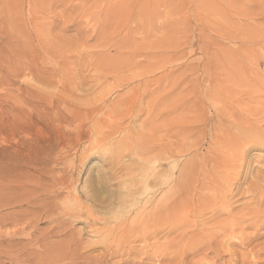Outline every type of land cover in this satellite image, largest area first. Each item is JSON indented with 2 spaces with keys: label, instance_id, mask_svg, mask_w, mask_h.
Returning a JSON list of instances; mask_svg holds the SVG:
<instances>
[{
  "label": "rangeland",
  "instance_id": "obj_1",
  "mask_svg": "<svg viewBox=\"0 0 264 264\" xmlns=\"http://www.w3.org/2000/svg\"><path fill=\"white\" fill-rule=\"evenodd\" d=\"M125 3L126 5H124ZM263 9L264 0H0V264H106L107 262V264H129L125 262L131 261L130 258L133 256L131 253L134 251L129 252V254L126 251L111 259L108 257V261H98L101 256L107 255L108 249L114 246V243L110 242V245L112 244L113 246L111 245L112 247L107 249L105 248L106 244L102 242V239L103 241L104 239L112 241V234L108 231H103L102 234L97 233L95 235V232L91 234L90 227L88 228L86 221H84V215L79 218L78 215L73 216L72 214H70L71 216H66L62 208L70 206L74 201L73 198H78L85 202L84 205L91 206L90 208L94 213L97 211L95 215H97L99 223H104L106 217L108 220L113 219L111 221L121 220V218L129 217L128 215L131 217L133 215L130 213L138 205L133 198H127L129 196L128 192L135 189H129L131 184H129L130 181L128 179L139 178L141 172L147 171V177L144 180L154 187V193H152L150 199L148 196L141 198L140 203L147 204L145 207H149L153 201H159L161 194L167 189L166 184L158 183L160 181L158 176L161 175V172L171 178H176V176L178 178L180 171L188 172L190 165L191 168L197 166L195 164L201 165L203 160H207L209 157L208 154L213 156L209 157L213 159L217 152L224 150L225 146L221 142L222 140H218L220 141L219 143L215 140L214 137L216 136L211 131V128L215 120L219 119L220 110L221 112L223 110V113L227 110L229 112V109H234L236 104H243L244 102L242 101L245 99L241 98V103L231 100L226 101L225 94L230 91L231 93L235 91L240 93L247 87L245 85L252 86L254 84L255 86L256 82L259 84L261 80L262 86H264V38L261 36H258L259 38L254 37L255 40L253 41V37L248 39L245 36L249 33L248 30H250V33L258 32V34L264 32ZM124 10L130 11L124 12ZM125 14H127V17ZM252 30L256 31L253 32ZM240 32L245 34L242 36ZM228 33H231L232 36ZM234 36L237 40L234 39ZM241 37L245 38V40ZM162 40L164 42L163 45L167 44L168 47L162 46ZM256 40L258 41L257 43ZM249 44H251V47L248 46ZM256 45L257 49L262 46L257 50ZM160 46L163 48H160ZM245 46L246 48H244ZM247 46L250 50H253L255 56L251 52L252 50L247 49ZM145 48L152 51L148 50L149 53ZM247 50L252 53H248V56L250 58V55H252L253 57L251 58H254L253 61L255 63L253 66L250 65V67L255 68L258 72L255 69L251 72L252 69L248 66L246 70L248 57L244 55H247ZM243 52L246 53L244 54ZM146 56L147 58H145ZM241 56H244V59H241ZM245 57L247 58L245 59ZM149 60L150 64H146ZM155 61L156 64L158 63L157 65H153ZM236 61L239 66H237L238 64L236 65ZM219 62L221 63L219 64L220 66L218 65ZM240 63H244V66L240 65ZM139 64H144L143 67L145 68ZM226 66L232 67L230 68L231 70ZM241 66L245 67V70ZM221 67H224V69ZM237 67L242 71L241 74L239 73L242 77L238 74L239 70ZM214 68H217L218 71L217 69L214 70ZM146 69L147 71H145ZM138 71L139 73H144L142 77L138 76L140 78L136 76L139 74ZM230 71L232 74L236 73L232 75ZM260 71L263 73L262 76L259 73ZM244 72L248 76L247 78L245 76L246 79L243 77ZM148 73L149 75H147ZM257 73L260 74V77L259 74L257 77ZM224 74H226V77L223 76ZM131 75L135 76V78ZM231 76L235 77L232 78ZM237 76L241 78L239 81H237ZM252 76L256 80H253L252 78L254 77ZM224 77L228 81L230 80L229 83ZM241 80L246 81H243L245 87ZM251 80L254 83H251ZM233 81L235 83L241 81V85L236 83L238 84L235 85L236 90L232 88L233 84H235ZM225 85L230 91L225 90L228 89ZM222 86L225 88L224 90L221 88ZM240 86H242V91H240ZM212 87H215L214 90H212ZM165 88L166 90H164ZM156 91L162 95L156 93ZM257 91V94L259 92L263 94L259 100L264 101V92L260 88ZM156 94L159 96H156ZM166 96L167 99H165ZM179 96L181 97V102L179 101ZM211 96H214L213 98L215 99ZM214 100L216 101L213 102ZM168 101L171 103L172 108L166 105L169 104ZM244 101L246 102V100ZM190 102L193 104L191 103V105ZM226 103L229 106L231 105L230 108ZM163 104L165 108L162 107ZM217 104L219 106L222 105L220 109ZM182 105L184 106L182 107ZM224 105L225 109L227 108L226 110L223 107ZM194 108H196L197 113L193 111ZM108 111L112 114L107 113ZM186 112L189 115H186ZM125 113H127L125 122H129L132 134L126 136L122 132L119 143L104 145L105 147L101 146L98 150L97 148L91 149L90 146L93 145V141L90 138L91 136L92 138L94 137L92 130L102 128L101 130L110 131L115 125V120H118ZM201 113L202 115H200ZM238 114L236 118L241 120L244 113L240 112ZM110 115H112L111 118H109ZM168 115L171 116L169 117ZM173 115H177L176 117L179 121ZM200 116H202V120ZM158 118L167 120L164 122V120L162 121ZM174 118L175 121L177 119L176 124H174ZM169 119H172V125L169 123ZM187 119L191 121L188 122L190 126L186 121ZM153 121H156V123H153L156 127L151 124ZM161 121L163 125H161ZM177 122H180L178 123L179 126ZM156 124H159V128H157ZM149 125L150 127H148ZM165 126H168L169 130ZM185 127H188L189 132L192 129L196 130H193V134L191 131L193 136L190 133H186L188 130L182 132L186 136L180 134L179 140L181 141L178 142V145L175 143L177 142L174 140L175 136H172L173 132L176 133L178 130L180 132ZM223 127L226 128L224 125ZM171 131L173 132L171 133ZM161 133L163 134L161 135ZM187 134H190L188 135L189 137ZM147 141L155 143V150L152 152H149L145 147L149 146ZM189 145H191L192 149H188ZM167 147L171 149L167 153L168 157L166 160L162 161L160 159V161H157L158 154H154L158 152L163 154L164 149ZM184 148L188 150H182ZM210 150L214 151V153L217 152L213 155ZM142 151L145 152V154L144 152L142 153L143 159L141 161L137 159L139 161L138 164L133 161L131 163V167L134 170L133 173L131 171L127 172L124 165H122L123 167L120 165L121 163L117 165V161L120 160H124L126 163L131 162V158L138 157V155L134 156L135 153L141 154ZM263 151L264 149L262 148H256L250 152L254 160L251 162V167L248 168L250 171L247 170L248 174L244 173L246 170L237 168V170L243 171L245 179L243 178L244 176L239 178L235 184V190L237 187H240V190L242 187H244L243 189L247 188L250 181H253L255 174H264ZM179 153L180 155H178ZM111 162H114V165H111ZM181 165H187L188 171ZM135 168L139 171L135 170ZM257 170L258 172H256ZM115 171L118 173L116 174ZM129 173L131 175L136 174L130 176ZM61 174L64 177V184L56 185L53 192H48L47 195L43 189L50 183L48 177H54L53 175L57 177ZM108 175L113 176L107 186L102 188L100 181L105 176L107 178ZM151 179L153 183H151ZM112 180L113 183L111 184ZM198 185L196 184V187ZM122 186L125 187L123 188ZM95 189L99 191L97 199L93 195V190ZM90 191H92V195ZM204 191L201 193H205ZM121 193L122 195H120ZM154 194L157 195L155 196ZM237 196L242 198L238 199ZM237 196L235 197L236 199H232L236 201H233L232 205L234 207L238 206V209H235L233 214L239 213L241 210L239 206L251 204L256 199L246 194ZM37 197L41 198L36 200ZM69 199L73 201L71 202ZM51 204L55 206H51ZM44 209L47 210L45 211ZM114 209L116 210L114 211ZM227 209L215 221L226 219L229 212ZM249 211L248 209L245 210V212ZM260 211L256 213L260 217H258L259 215H256V217L252 213L246 215L247 221L243 231L235 229L232 234L241 236L252 233L253 229L247 224L258 218L264 220V213ZM33 213L35 214L33 215ZM111 214L116 215L115 220L114 217H111L113 216ZM210 214L209 212L207 216ZM169 215L172 217L171 214ZM254 216L256 218H253ZM100 217L102 218L100 219ZM95 225L93 226H99L98 224ZM163 233L166 232L158 235L161 240L156 237L158 240L157 243H154L156 246L152 245V243L150 244L154 239L150 240L149 246L151 245L152 247H148L151 250L148 247L146 251L144 250L145 248L143 250L140 249V252L135 250V254H141L140 256L136 255V259H132L134 261L143 260L144 264H149L148 256L152 255L153 257L159 254L163 249L160 244L168 238V234L162 235ZM253 233H255L256 237L249 243L241 247L234 246L235 250H232L236 254L242 253L240 258H246L247 263L249 262L248 264H264V227ZM108 235H110L111 240ZM119 237L120 235L118 234L114 239ZM73 244L75 245L73 246ZM71 251H74L72 252L73 254ZM77 252L81 253L77 254ZM99 253L101 255H98ZM68 255L69 257L66 258ZM71 255L76 256L71 258ZM95 255L97 256L94 257ZM84 257H86V260ZM142 257L145 258L143 259ZM237 257L239 258V256ZM196 258L192 260H196ZM226 258H228L227 255L225 256ZM156 259L151 260V263H161Z\"/></svg>",
  "mask_w": 264,
  "mask_h": 264
},
{
  "label": "bare ground",
  "instance_id": "obj_2",
  "mask_svg": "<svg viewBox=\"0 0 264 264\" xmlns=\"http://www.w3.org/2000/svg\"><path fill=\"white\" fill-rule=\"evenodd\" d=\"M130 1V0H129ZM132 1V0H131ZM135 1V0H134ZM137 1V0H136ZM9 3V2H8ZM111 3V2H110ZM144 4V3H143ZM124 5H126V3L124 4ZM128 5V4H127ZM106 8V7H105ZM122 9V8H121ZM264 10V9H263ZM127 11H130V10H127ZM127 11H125L124 10V12H127ZM139 11V10H138ZM120 12V11H119ZM123 12V13H124ZM137 12V11H136ZM116 13V12H115ZM118 13V12H117ZM122 13V12H121ZM210 13V12H209ZM123 15V14H122ZM127 14H125V16H126ZM256 15V14H255ZM108 16V15H107ZM119 16V15H118ZM145 16V15H144ZM127 17V16H126ZM214 18V17H213ZM223 18H224V16H223ZM104 20V19H103ZM124 20V19H123ZM126 20V19H125ZM123 22V21H122ZM107 24V23H106ZM7 25V24H6ZM120 25V24H119ZM108 26V25H107ZM175 26V25H174ZM119 30V29H118ZM149 30V29H148ZM249 31V33L247 34V35H245V36H247L248 37V39H249V37H253L252 39H253V41L255 40L254 39V37H263L264 38V32H262V33H260V34H262V35H260V34H258V32L257 33H250V30H248ZM253 31V30H252ZM254 31H256V30H254ZM253 31V32H254ZM148 32V31H147ZM225 32H227V31H225ZM246 32V31H245ZM260 32H261V30H260ZM238 33V32H237ZM241 33V32H240ZM228 34H230L231 36H232V34H233V32H232V34L231 33H228ZM242 34V36L245 34L244 32L243 33H241ZM150 35V34H149ZM234 35V34H233ZM225 36H227V35H225ZM229 36V35H228ZM230 36V37H231ZM236 36V35H235ZM234 36V39H236L237 40V36L235 37ZM241 36V35H240ZM244 36V37H245ZM145 37V36H144ZM258 37V38H259ZM242 39H243V37H241ZM250 38V39H251ZM240 39V38H239ZM241 39V40H242ZM243 40H245V38L243 39ZM259 40H261V39H259ZM246 41H247V39H246ZM245 41V42H246ZM249 41V40H248ZM263 41V40H262ZM131 42V41H130ZM138 42V41H137ZM158 42V41H157ZM258 41L256 40V43H257ZM124 43V42H123ZM133 43V42H132ZM248 43V42H247ZM261 43V42H260ZM158 44V43H157ZM164 44V42H163V40H162V46H167V44L166 45H163ZM245 44V43H244ZM98 45V44H97ZM112 45V44H111ZM141 45V44H140ZM251 44H249L248 46H250ZM252 45H253V42H252ZM258 45V44H257ZM257 45H256V49H257ZM99 46V45H98ZM157 46V45H156ZM155 46V47H156ZM162 46H160V48H163ZM247 46V47H248ZM254 47H255V45H253ZM260 46V45H259ZM262 46V45H261ZM261 46H260V48H261ZM130 47V46H129ZM139 47V46H138ZM158 47H159V44H158ZM168 47V46H167ZM166 47V48H167ZM251 47V46H250ZM102 48V47H101ZM114 48V47H113ZM144 48V47H143ZM150 48V47H149ZM244 48H246V46L244 47ZM260 48H258V49H260ZM146 49V48H145ZM248 50H250L249 49V47L247 48ZM257 49V50H258ZM147 50V49H146ZM148 50H151V49H148ZM147 50V52H149ZM247 50V51H248ZM252 50V49H251ZM250 50V51H251ZM152 51V50H151ZM224 51V50H223ZM236 51H238V50H236ZM244 51V50H243ZM250 51H248L247 52V55L245 54L246 52H243L242 54L244 55V56H247V57H245V59L247 58V61L248 62H246V70H247V66L248 67H250V65H252L253 66V64H255L254 63V58L252 59L251 57H253L252 55H250L251 57V59L249 58V56H248V53L250 54L251 52L253 53V50L250 52ZM254 51H255V49H254ZM134 52V51H133ZM136 52V51H135ZM155 52V51H154ZM153 52V53H154ZM159 52V51H158ZM261 52V51H260ZM121 53V52H120ZM125 53V52H124ZM146 53V52H145ZM144 53V54H145ZM150 53V52H149ZM251 53V54H252ZM119 54V53H118ZM132 54V53H131ZM134 54V53H133ZM157 54V53H156ZM158 54H160V53H158ZM255 54H256V52H255ZM146 55V54H145ZM149 55V54H148ZM147 55V56H148ZM230 55H231V52H230ZM234 55V54H233ZM253 55H254V53H253ZM142 56V55H141ZM147 56L145 57V58H147ZM152 56H154V55H152ZM159 56V55H158ZM224 56V55H223ZM244 56L241 58V59H244ZM255 56V55H254ZM258 56V55H257ZM144 57V56H143ZM226 57V56H225ZM229 58H231V57H229ZM233 58V57H232ZM256 58V57H255ZM258 58V57H257ZM149 59V58H148ZM148 59H146V60H148ZM152 59H153V57H152ZM156 59V58H155ZM248 59H250V60H248ZM233 60V59H232ZM253 61V63H252V61ZM107 61V60H106ZM152 61H154V60H152ZM152 61H151V63H152ZM231 61V60H230ZM234 61V60H233ZM257 61V60H256ZM255 61V62H256ZM103 62V61H102ZM150 62V60L149 61H147V63L146 64H148ZM225 62V61H224ZM237 62V61H236ZM235 62V63H236ZM245 62V61H244ZM259 62H260V60H259ZM258 62V63H259ZM264 62V61H263ZM141 63V62H140ZM226 63H227V61H226ZM225 63V64H226ZM234 63V62H233ZM257 63V64H258ZM137 64V63H136ZM145 64V63H144ZM144 64L143 65H141V64H139L141 67H143L144 66ZM145 64V65H146ZM150 64V63H149ZM157 65L156 64V61H155V63H153V65ZM219 64H221L220 62L218 63V65ZM238 64V62L236 63V65ZM244 64V63H243ZM243 64H241L240 63V65H243ZM264 64V63H263ZM226 65H228V64H226ZM105 66V65H104ZM117 66V65H116ZM148 66V65H147ZM162 66V65H161ZM220 66V65H219ZM223 66V65H222ZM237 66H239V64L237 65ZM244 66V65H243ZM138 67V66H137ZM163 67V66H162ZM226 67H228V66H226ZM242 67V66H241ZM254 67H255V65H254ZM257 67V66H256ZM259 67V66H258ZM116 68V67H115ZM140 68V67H139ZM143 68H145V67H143ZM142 68V69H143ZM147 68V67H146ZM149 68V67H148ZM153 68H154V66H153ZM222 68V67H221ZM229 68V70H231L230 68H232V67H228ZM238 68V67H237ZM242 68H244V70H245V67H242ZM251 68V67H250ZM112 69V68H111ZM138 69V68H137ZM158 69H159V67H158ZM215 69H217V68H214V70ZM222 69H224V67L222 68ZM252 70H251V72L255 69H253V67L251 68ZM149 71H151L150 69H148ZM153 70V69H152ZM220 70V69H219ZM226 70V69H225ZM238 70L240 71V68H238ZM242 70V69H241ZM256 70V69H255ZM135 71V70H134ZM145 71H147V69L145 70ZM148 71V72H149ZM156 71V70H155ZM217 71H218V69H217ZM221 71V70H220ZM228 71V70H227ZM233 71V70H232ZM236 72H237V70H235ZM238 71V74L240 73H242V71H240L239 72ZM257 71V70H256ZM143 72H144V70H143ZM151 72H154V71H151ZM231 72V71H230ZM229 72V73H230ZM236 72H234V73H236ZM246 72V71H245ZM245 72H244V78H245ZM258 72V71H257ZM262 71H260L259 73H261ZM111 73H112V71H111ZM138 73H139V71H138ZM144 73H146V72H144ZM144 73H139V74H137L136 76H137V78H140V77H138V76H141L142 77V75H144ZM218 73H221V72H218ZM224 73V72H223ZM233 73V74H234ZM256 73V72H255ZM259 73H257V77H258V74ZM101 74V73H100ZM150 74H153V73H150ZM231 74H232V72H231ZM232 74V75H233ZM237 74V75H238ZM239 74V75H240ZM262 74L263 73H261V76H262ZM146 75V74H145ZM147 75H149V73L147 74ZM146 75V76H147ZM226 74H224L223 76H225ZM236 75V74H235ZM243 75V74H242ZM248 75V74H247ZM131 76H133V75H131ZM160 76V75H159ZM218 76H220V75H218ZM228 76H229V74H228ZM255 76V75H254ZM254 76H252V77H254ZM103 77V76H102ZM130 77V76H129ZM134 78H135V76H133ZM222 77V76H221ZM226 77V76H225ZM225 77H224V79H225ZM232 77V76H231ZM233 77H235V76H233ZM232 77V78H233ZM240 77H242L241 75H240ZM240 77H238L237 76V81H239V79H241ZM248 76H246V78H247ZM251 77V78H252ZM256 77V76H255ZM255 77L254 78H252L253 80H256L255 79ZM259 77H260V74H259ZM49 78V77H48ZM155 78V77H154ZM153 78V79H154ZM243 78V79H244ZM245 78V79H246ZM250 78V79H251ZM262 78V77H261ZM47 79V78H46ZM229 79H231L230 77H229ZM235 79V78H234ZM101 80V79H100ZM106 80V79H105ZM226 81H228L227 79H225ZM236 80V79H235ZM248 80H249V78H248ZM118 81V80H117ZM134 81V80H133ZM225 81V82H226ZM230 81V80H229ZM229 81H228V83H229ZM242 81V84H243V81L244 80H241ZM240 81V82H241ZM250 81V80H249ZM257 81H259V80H257ZM262 81V80H261ZM259 82V84H258V82H256L257 84H255V86H254V84L252 85V86H248V85H245V84H243V86L245 85V86H247V87H245V89H244V91H242L241 90V88H242V86H240V91H242V92H240V93H238V91H235V92H232L231 93V91L229 90V88L228 87H226V83H224V84H226L225 85V87L226 88H228V89H225V88H223V86L221 87V88H223V90L225 89V90H228V91H230L229 93H227V94H225V98H226V101L227 100H231V101H237V103L239 102V103H241V98L243 99V98H245V99H243V101L242 102H244L243 104H236V107L234 108V109H232L231 108V110L229 109L230 108V106H229V104L228 103H226V105L229 107L228 109H229V112H228V110L225 112V113H223V110H222V112H221V110H220V117H219V119L218 120H215V123H214V125L212 126V128H211V131L212 132H214L215 133V136L216 137H214L215 138V140L219 143L221 140V142H223V145L225 146V149L224 150H221V151H219V152H217V155L213 158V159H210L209 157L211 156V155H209L208 154V158L207 157H205V158H207V160L205 159V160H203V162L201 163V165H199V164H195V165H197L198 166V169H197V166H193L192 168L189 166L188 167V169H190L189 171H188V169H187V165H181L183 168H186L187 169V171L188 172H185V171H180L179 172V174H178V178H177V176H176V178L175 177H173V178H171L169 175H164V172L162 173L161 172V175H159L158 177H159V180L160 181H158V183L159 184H166V186H167V189H165L164 190V192L161 194V198H160V200L159 201H153L150 205H149V207H145L146 205L145 204H143V203H140V201H141V198H145V197H147L148 196V198L150 199V196L152 195V193H154V187L153 186H150L149 184H148V182L147 181H145L144 179L147 177V171H145V172H141V174H140V176H139V178H135V177H133V178H130V179H128L129 181H130V183L129 184H131V186L129 187V189L131 188H135V189H133V190H130L129 191V189L127 188L128 187V185H127V189H128V195L129 196H127V198L128 199H131V198H133V200H135L136 202H137V207L135 208V209H133V211L130 213V214H132L133 216H131L130 217V215H128L129 217H126V218H121V220H118V221H111V220H113V219H110V220H108L107 219V217L105 218V222L103 223H99V219H98V217H97V215H95V213L97 212H95L94 213V211L93 210H91V206L89 207V206H86V205H84V201H81V200H79L78 198H73V202L71 203V205L70 206H66V207H64V208H62L63 209V212H65L66 213V216L68 215H70V214H72L73 216L75 215V216H77L78 215V218L79 217H83V215L85 216V220L84 221H86L85 223H87V227L89 228V229H91L90 231H91V234H92V232L94 233L95 232V235L97 234V233H99V234H102L103 233V231H108L110 234H112V241H107V240H105L104 239V241H103V239H102V242H104L106 245V247L105 248H107L108 249V247H112L113 245V249L112 248H110V249H108V253H106L105 251V253L107 254V255H103V256H101L99 259H98V261L100 260V262L102 261V260H107V258L108 257H110V259L112 258V257H115V256H117V255H121V254H123L124 252H128V254H129V252H132V251H134V252H132L131 254L133 255L131 258H130V260L131 261H127V262H125V263H129V264H144L142 261L143 260H139V261H134L133 259H136L135 258V256L137 255V256H140V254L141 253H139V255L138 254H135L136 253V251L135 250H139V251H137V252H140V249H142L143 250V248H145L144 250L146 251V248L149 246V241L150 240H153L152 242H150V244L152 243V245L154 244V243H157V238H158V235H161L160 233H162V232H166L167 234H168V238H167V236L165 235V237L167 238L164 242H162V244H160V246H162L163 247V249H162V247H161V251H160V253L159 254H157V255H155V256H153L152 257V255L151 256H148V260L150 261V263L149 264H154V262L153 263H151L152 261L151 260H154V258H157L156 260L157 261H159V262H161V263H159V264H216V263H218V264H222V263H225V264H246L247 263V261H246V258H240V256L242 257V253H238V254H236V252H234V246H243L244 244H247V243H249L254 237H256L255 236V233H253L254 231H256L257 232V230H259L261 227H264V220H260V218H258L257 220L256 219H254L253 220V222H250V223H248L247 224V226H249V227H251L253 230V232L252 233H250V234H244V235H241V236H238V235H234V234H232V232L235 230V229H240L241 231H243V229L245 228V224H246V221H247V218H246V215H249V214H255V216L256 215H259V214H256V213H259V211H260V209H261V211L264 213V174H260V175H258V173H257V175L255 174L256 172H258V170L255 172V173H253V174H255L254 175V178H253V181H250V184L248 185V187L247 188H245V189H243L244 187H242V189L240 190L239 188L240 187H237V189L235 190V184L238 182V180H239V178L241 177V176H244V174H243V171H240V170H237V168H242V169H244V170H246V172H244V173H247L248 171H250L248 168H250L251 167V162L254 160V157L252 156V154H250V152H252L254 149H256V148H262V149H264V101H260L259 99H260V97L263 95V94H261V92H259V94H257L258 93V89L260 88V90H262L263 92H264V86H262L263 84H262V82ZM234 83H235V81H233ZM240 82H236V83H240ZM244 82H246V81H244ZM230 83H232V82H230ZM233 84L234 86L232 87V86H230V87H232L233 88V90H234V88H235V85H238V84ZM248 83V82H247ZM251 83H254V81L252 82V80H251ZM223 84V85H224ZM231 85V84H230ZM239 85H241V83L239 84ZM213 86V85H212ZM135 87H137V86H135ZM220 87V86H219ZM218 87V88H219ZM213 88V87H212ZM215 88V87H214ZM214 88L212 89V90H214ZM217 88V89H218ZM232 88H231V90H232ZM237 88H239V87H237ZM73 89V88H72ZM168 89H170V88H168ZM167 89V90H168ZM256 89V90H255ZM162 90V89H161ZM164 90H166V88L164 89ZM235 90H236V88H235ZM132 91H133V89H132ZM143 91V90H142ZM150 91V90H149ZM218 92H219V90H217ZM222 91V90H221ZM220 91V92H221ZM129 92V91H128ZM166 92V91H165ZM182 92V91H181ZM180 92V93H181ZM222 92H224V91H222ZM262 92V93H263ZM140 93H141V91H140ZM156 93H160V92H157L156 91ZM163 93V92H162ZM214 93V92H213ZM179 94V93H178ZM223 94V93H222ZM158 94H156V96H157ZM160 95H162L161 93H160ZM165 95V94H164ZM163 95V96H164ZM168 95V94H167ZM174 95H175V93H174ZM177 95V94H176ZM100 96H102V95H100ZM159 96V95H158ZM215 96V95H214ZM213 96V97H214ZM222 96H224V95H222ZM103 97V96H102ZM150 97V96H149ZM165 97V96H164ZM163 97V98H164ZM180 97V96H179ZM189 97V96H188ZM210 97V96H209ZM212 97V96H211ZM212 97V98H213ZM218 97V96H217ZM176 98V97H175ZM215 98H216V96H215ZM215 98H213V99H215ZM223 98V97H222ZM81 99V98H80ZM165 99H167V96H166V98ZM169 99V98H168ZM176 99H178V98H176ZM182 99H183V97H182ZM219 99V98H218ZM261 99H263V98H261ZM92 100H94V99H92ZM91 100V101H92ZM99 100V99H98ZM181 100V97H180V99H179V101ZM190 100V99H189ZM216 100H217V98H216ZM216 100H214L213 102H215ZM244 100H246V102L244 101ZM85 101V100H84ZM83 101V102H84ZM90 101V102H91ZM100 101V100H99ZM102 101V100H101ZM156 101V100H155ZM212 101V100H211ZM256 101V102H255ZM79 102V101H78ZM169 102V101H168ZM173 102V101H172ZM174 102H176V101H174ZM181 102V101H180ZM213 102H211V103H213ZM256 104H255V103ZM97 103V102H96ZM159 103V102H158ZM165 103V102H164ZM179 103V102H178ZM192 102H190V104H191ZM219 103V102H218ZM224 103V102H223ZM255 105H254V104ZM98 104V103H97ZM114 104V103H113ZM146 104H147V102H146ZM153 104H154V102H153ZM152 104V105H153ZM166 104V103H165ZM171 103L169 102V104H166V105H169L170 107L172 106V105H170ZM174 104V103H173ZM176 104V103H175ZM193 104V103H192ZM191 104V105H192ZM222 104V103H221ZM225 104V103H224ZM258 104V105H257ZM115 105V104H114ZM151 105V104H150ZM216 105V104H215ZM218 105V104H217ZM223 105V104H222ZM221 105V106H222ZM90 106V105H89ZM104 106V105H103ZM154 106H155V104H154ZM168 106V107H169ZM184 105H182V107H183ZM187 106V105H186ZM221 106H217L219 109L221 108ZM233 106V105H232ZM235 106V105H234ZM162 107H164L165 108V106H164V104H163V106ZM167 107V108H168ZM188 107V106H187ZM224 107V109H225V105L223 106ZM222 107V108H223ZM85 108V107H84ZM149 108V107H148ZM150 108H151V106H150ZM164 108H162V109H164ZM166 108V109H167ZM172 108V107H171ZM173 108H175L174 106H173ZM203 108V107H202ZM158 109V108H157ZM170 109V108H169ZM168 109V110H169ZM188 109V108H187ZM186 109V110H187ZM190 109H191V106H190ZM189 109V110H190ZM193 109V108H192ZM196 108H194V112H196V110H195ZM227 109V108H226ZM225 109V110H226ZM97 110H99L98 108H97ZM109 110H111L110 108H109ZM135 110V109H134ZM150 110V109H149ZM171 110V109H170ZM174 110V109H173ZM179 110V109H178ZM183 111H184V109H182ZM113 111H114V109H113ZM126 111V110H125ZM148 111V110H147ZM167 111V110H166ZM172 111V110H171ZM170 111V112H171ZM175 111V110H174ZM192 111V110H191ZM190 111V112H191ZM242 112V113H244V116H243V118L241 119V120H237V118H236V116H238L239 114L238 113H240V112ZM103 112H105V111H103ZM188 112V111H187ZM186 112V113H187ZM94 113V112H93ZM107 113H109V111L107 112ZM120 113V112H119ZM135 113V112H134ZM153 113V112H152ZM159 113V112H158ZM167 113V112H166ZM179 113H180V110H179ZM197 113V112H196ZM199 113V112H198ZM202 113H203V111H202ZM202 113L200 114V115H202ZM109 114H112L111 112L109 113ZM116 114V113H115ZM115 114H114V116H115ZM121 114V113H120ZM155 114H157V113H155ZM160 114V113H159ZM172 114V113H171ZM176 114H177V112H176ZM185 114V113H184ZM183 114V115H184ZM228 114V115H227ZM98 115L100 116V114L98 113ZM103 115H104V113H103ZM182 115V114H181ZM186 115H189V113H187ZM185 115V116H186ZM192 115V114H191ZM235 115V116H234ZM97 116V115H96ZM102 116V115H101ZM109 116V115H108ZM111 116L112 115H110V117L109 118H111ZM116 116H118V115H116ZM152 116V115H151ZM169 117L171 116V115H168ZM177 115H173V117H176ZM178 116H180L179 114H178ZM184 116V117H185ZM193 116H195V115H193ZM204 116V115H203ZM125 117H127V113H125V115L124 114H122L119 118H118V120H115L116 122H115V125L113 126V128L110 130V131H104V130H101V129H93L92 130V135L94 136L93 138H92V136H91V134H90V136H91V138L90 139H92V141H93V145L92 146H90L91 147V149H96L97 148V150H98V148H100L101 146H104V145H110V144H112V143H115V142H117V143H119L120 141H121V133L123 132L126 136H128V135H130V134H132V129H131V127H130V124H129V122H125ZM154 117H155V115H154ZM153 117V118H154ZM160 117H161V115H160ZM163 117V116H162ZM164 117H165V115H164ZM190 117V116H189ZM189 117H187V118H189ZM202 116H200V119L202 120V118H201ZM213 117V116H212ZM228 117V118H227ZM108 118V117H107ZM113 118V117H112ZM116 118V117H115ZM149 118V117H148ZM168 118V117H167ZM177 118V117H176ZM183 118V117H182ZM240 118V117H239ZM100 119H101V117H100ZM150 119V118H149ZM152 119V118H151ZM159 120H162V118L160 119V118H158ZM178 119V118H177ZM177 119H176V121H177ZM196 119H197V116H196ZM99 120V119H98ZM126 120H127V118H126ZM158 120V121H159ZM164 120V119H163ZM162 120V121H163ZM167 119H165L164 120V122L166 121ZM172 119H169L168 121H169V123L172 125V121H171ZM180 120H181V117H180ZM183 120H185L184 118H183ZM147 121V120H146ZM151 121V120H150ZM160 122L161 123V125H163V122ZM176 121H175V118H174V124H176ZM178 121H179V119H178ZM187 121V123L188 122H191V121H188V119L186 120ZM186 121H185V123H186ZM193 121V120H192ZM112 122V121H111ZM114 122V121H113ZM148 123H149V121H147ZM156 123V121H153V122H151V124L152 125H154L153 123ZM196 122V121H195ZM145 123V122H144ZM158 123V122H157ZM167 123V122H166ZM178 123H180V122H177V125H178ZM185 123L183 122V124L185 125ZM96 124V123H95ZM147 124V123H146ZM181 124H182V121H181ZM191 124V123H190ZM157 125V124H156ZM167 125V124H166ZM184 125H183V127H184ZM187 125V124H186ZM188 125H189V123H188ZM222 125V126H221ZM223 125L224 126H226V128H224L223 127ZM155 126V125H154ZM153 126V127H154ZM159 126V124L157 125V128H159L158 127ZM179 126V125H178ZM177 126V127H178ZM190 126V125H189ZM188 126V127H189ZM199 126V125H198ZM148 127H150V125L148 126ZM156 127V126H155ZM154 127V128H155ZM168 127V126H167ZM166 126H165V128H167ZM172 127V126H171ZM187 127V128H188ZM97 128H99V127H97ZM145 128V127H144ZM164 128V129H165ZM186 127H185V129H182L180 132H179V130H178V132H176V133H174L173 131H171V133L173 132V135L172 136H175L173 139L174 140H176L177 142H175V143H177L178 144V142L179 141H181V140H179V137H181L180 136V134H182V132H184V131H187L188 130V132H186V133H190L191 134V131H192V134H193V130L195 131L196 129H190L191 131L189 132V129H187ZM190 128V127H189ZM192 128V127H191ZM194 128V127H193ZM168 129V128H167ZM149 130H150V128H149ZM160 130V129H159ZM158 130V131H159ZM169 130V129H168ZM168 130H167V132H168ZM151 131H153V130H151ZM166 131V130H165ZM164 133V132H163ZM163 133H161V135L163 134ZM137 134V133H136ZM152 134V133H151ZM166 134V133H165ZM170 134V133H169ZM190 134H187V136L188 135H190ZM191 134V135H192ZM167 135V134H166ZM170 135V136H171ZM183 135V134H182ZM195 135H197V134H195ZM210 135H212V134H210ZM124 136V135H123ZM183 136H186V134H184ZM193 136V135H192ZM144 137H146V136H144ZM151 137V136H150ZM150 137H149V139H150ZM154 137H156V136H154ZM166 137H168V136H166ZM178 137V138H177ZM189 137V136H188ZM153 138V137H152ZM159 138H165V137H159ZM170 138V137H169ZM186 138V137H185ZM195 138V137H194ZM148 139V140H149ZM213 139V138H212ZM192 140V139H191ZM202 140V139H201ZM214 140V139H213ZM214 140V141H215ZM218 140H220V141H218ZM187 141H189V140H187ZM203 141V140H202ZM90 142V141H89ZM134 142V141H133ZM148 142V141H147ZM185 142V141H184ZM169 143V142H168ZM174 143V144H175ZM199 143V142H198ZM197 143V144H198ZM212 143V142H211ZM214 143V142H213ZM172 144V143H171ZM170 144V145H171ZM176 144V145H177ZM203 144V143H202ZM138 145H139V143H138ZM147 145V144H146ZM148 145L149 146H145L146 148H147V150L149 151V152H152L153 150H155V148H154V146H155V143H153L152 141L151 142H148ZM179 145V144H178ZM193 145H196V144H193ZM192 145V146H193ZM220 145H222V144H220ZM135 146V145H134ZM137 146V145H136ZM153 146V147H152ZM190 147L188 148V149H192L191 148V145H189ZM227 146H228V148H227ZM105 147V146H104ZM173 147V146H172ZM176 147H178V146H176ZM222 148H224L223 146H221ZM230 147V148H229ZM103 148V147H102ZM180 148V147H179ZM186 148H187V146H186ZM194 148V147H193ZM171 148L170 147H167L166 149H164V151H163V154H162V152L161 153H155L154 155H157L158 156V159H156L157 161H160V159L163 161V160H166V158L168 157V151L170 150ZM174 149H175V146H174ZM181 149V148H180ZM188 149H182V150H185V151H187ZM196 149V148H195ZM212 149V148H211ZM60 150V149H59ZM97 150H95V151H97ZM127 150V149H126ZM131 150V149H130ZM133 150V149H132ZM161 150V149H160ZM179 150V149H178ZM177 150V151H178ZM136 151V150H135ZM211 151V150H210ZM144 151H142L141 152V154H136L135 153V155L134 156H136V155H138V157H136V158H131V162H128V163H126L124 160H120V161H117V165H119L120 163V165L122 166V165H124V168L127 170V172H129V171H131V173H133V168L131 167V163H132V161L135 163H137L138 164V160L137 159H139L140 161H141V159H143V153ZM176 152V151H175ZM192 152V151H191ZM211 152H213L212 154L214 155L215 153H214V151H211ZM255 152H257V151H255ZM254 152V153H255ZM264 152V151H263ZM131 153V152H130ZM105 154V153H104ZM144 154H145V152H144ZM182 154V153H181ZM185 154V153H184ZM147 155V154H146ZM152 155V154H151ZM150 155V157H152ZM178 155H180V153L178 154ZM187 155V154H186ZM114 156V155H113ZM110 157V156H109ZM145 157V156H144ZM201 157V156H200ZM211 157H213V156H211ZM57 158V157H56ZM153 158V157H152ZM169 159V158H168ZM196 159V158H195ZM145 161H146V159H145ZM186 161V160H185ZM191 161V160H190ZM196 161V160H195ZM200 161V160H199ZM256 161V160H255ZM30 162V161H29ZM109 162V161H108ZM144 162V161H143ZM148 162V161H147ZM167 162V161H166ZM135 163V164H136ZM163 163V162H162ZM183 163V162H182ZM188 163H189V161H188ZM114 165V162H111V165ZM144 164V163H143ZM180 164V163H179ZM191 164H193V163H191ZM42 165V164H41ZM142 166V165H141ZM170 166V165H169ZM35 167V166H34ZM44 167V166H43ZM123 167V166H122ZM181 167V168H182ZM120 168V167H119ZM194 168V169H193ZM38 169V168H37ZM43 169V168H42ZM112 169V168H111ZM124 169V170H125ZM146 169V168H145ZM149 169V168H148ZM177 169V168H176ZM179 169H180V167H179ZM254 169V168H253ZM135 170H138L137 168H135ZM142 170H144L143 168H142ZM156 170V169H155ZM163 170V169H162ZM170 170V169H169ZM197 170V171H196ZM248 170V171H247ZM139 171V170H138ZM140 171H141V169H140ZM157 171V170H156ZM164 171V170H163ZM177 172H178V170H176ZM175 171V172H176ZM126 172V171H125ZM136 172V171H135ZM174 172V173H175ZM176 172V173H177ZM260 172V171H259ZM108 173V172H107ZM110 173H111V171H110ZM115 173H116V171H115ZM118 173V172H117ZM116 173V174H117ZM131 173H129L130 174V176H132L131 175ZM137 173V172H136ZM135 173V174H136ZM167 173V172H166ZM261 173H263V172H261ZM120 174V173H119ZM118 174V175H119ZM127 174V173H126ZM134 174V175H135ZM248 174V173H247ZM57 175V174H56ZM114 175V174H113ZM113 175H108L107 176V178H105L104 177V179H101V181H100V184H101V187L102 188H105L106 186H107V183L109 182V180L111 179V177L113 176ZM133 175V176H134ZM158 175V174H157ZM54 177H48V180L50 181V183L49 184H47L45 187H44V189H43V191H46V194L48 193V192H53V189H54V187L56 186V185H63L64 184V177H63V175L61 174V175H59V176H57V177H55V175H53ZM128 176V175H127ZM127 176H124V177H127ZM248 176V175H247ZM120 177V176H119ZM97 178H99V177H97ZM96 178V179H97ZM128 178V177H127ZM244 179H245V176L243 177ZM252 178V177H251ZM117 179V178H116ZM158 179V178H157ZM242 179V178H241ZM243 179V180H244ZM247 179V178H246ZM124 180H125V178H124ZM152 180V179H151ZM156 180V179H155ZM175 180H176V182H175ZM117 181H119V180H117ZM122 181V180H121ZM121 181H120V183H121ZM126 181H127V179H126ZM128 181V182H129ZM24 182V181H23ZM116 182V181H115ZM240 182V181H239ZM246 182V181H245ZM92 183V182H91ZM113 183V180H112V182H111V184ZM118 183V182H117ZM116 183V184H117ZM124 183H125V181H124ZM132 183H133V185H135L134 187H132L133 185H132ZM151 183H153V180H152V182ZM157 183V182H156ZM155 183V184H156ZM243 183V182H242ZM241 183V184H242ZM247 183H249V181H247ZM196 184H199L198 185V187H196ZM121 185H122V183H121ZM96 186H98V185H96ZM125 186H126V184H125ZM124 186V187H125ZM155 186V185H154ZM242 186V185H241ZM123 187V186H122ZM123 187V188H124ZM164 187V186H163ZM100 188V187H99ZM101 188V189H102ZM123 188H122V190H123ZM59 189V188H58ZM89 189H90V187H89ZM88 189V190H89ZM50 190V191H49ZM122 190H121V192H122ZM162 191H163V189H161ZM204 190H206V191H204ZM106 191V190H105ZM124 191V190H123ZM127 191V190H126ZM202 191H204L205 193H201ZM56 192V191H55ZM99 191L97 190V189H95V190H93V195H95L96 196V198L95 199H97V197L99 196V193H98ZM119 192V191H118ZM42 193V192H41ZM89 193V192H88ZM92 193V191H90V194ZM159 193V192H158ZM189 193V194H188ZM70 194V193H69ZM111 194H112V191H111ZM124 194V193H123ZM244 194H246V195H249V197H250V195L253 197V198H256L257 199V201H256V199H255V202H251V204H245V205H241L242 207H240L239 206V208H241V210L239 211V213L238 214H240L239 216H238V214H233V211L236 209H238V206H236V207H234L232 204H233V201H235V200H232V199H234L237 195H243L244 196ZM33 195V194H32ZM40 195V194H39ZM48 195V194H47ZM89 195V194H88ZM92 195V194H91ZM120 195H122V193L120 194ZM119 195V196H120ZM155 195V194H154ZM157 195V194H156ZM155 195V196H156ZM82 196V195H81ZM87 196V195H86ZM86 196H85V198H86ZM115 196H116V194H115ZM168 196V197H167ZM258 196H259V198H258ZM30 197V196H29ZM55 197V196H54ZM71 197H73L72 195H71ZM91 197V196H90ZM129 197H131V198H129ZM241 197V196H240ZM239 197V198H240ZM248 197V196H247ZM39 198H41V197H37L36 198V200H38ZM118 198V197H117ZM120 198H122L121 196H120ZM123 198H124V196H123ZM237 198H238V196H237ZM238 198V199H239ZM242 198V197H241ZM67 199V198H66ZM147 199V198H146ZM145 199V200H146ZM236 199V198H235ZM245 199V198H244ZM252 199V198H251ZM121 200V199H120ZM125 200V199H124ZM127 200V199H126ZM132 200V201H133ZM152 200V199H151ZM154 200V199H153ZM150 201V200H149ZM232 201V202H231ZM241 201V200H240ZM239 201V202H240ZM250 201V200H249ZM253 201V200H252ZM103 202H104V197H103ZM145 202V201H144ZM236 202V201H235ZM234 202V203H235ZM245 202H246V200H245ZM114 203V202H113ZM131 203V202H130ZM150 203V202H149ZM247 203H249V202H247ZM61 204V203H60ZM112 204V203H111ZM119 204H120V201H119ZM135 204V203H134ZM140 204V205H139ZM53 204H51V206H52ZM59 205V204H58ZM110 205V204H109ZM121 205V204H120ZM53 206H55V205H53ZM95 206V205H94ZM113 206H114V204H113ZM134 206V205H133ZM47 207V206H46ZM45 207V208H46ZM49 207V206H48ZM58 207V206H57ZM119 207V206H118ZM52 208V207H51ZM101 208V207H100ZM228 208V209H227ZM99 209V208H98ZM120 209H121V207H120ZM119 209V210H120ZM225 209H227L229 212L227 213V216L228 217H226V219L225 218H223V219H218V221H215V219H217L219 216H221V213H224V210ZM246 209H248V211L249 212H245V210ZM45 210V209H44ZM47 210V209H46ZM45 210V211H46ZM54 210H55V207H54ZM101 210V209H100ZM116 209H114V211H115ZM244 210V212H242ZM48 211H50V210H48ZM108 211V210H107ZM121 211V210H120ZM185 211V212H184ZM260 211V212H261ZM38 212V211H37ZM44 212V211H43ZM57 212V211H56ZM60 212V211H59ZM111 212V211H110ZM117 212H118V210H117ZM211 213L209 216H207V214L208 213ZM227 212V211H226ZM225 212V213H226ZM48 213V212H47ZM105 214H106V212H104ZM123 213V212H122ZM262 213V214H263ZM35 213H33V215H34ZM41 214V213H40ZM44 214H45V212H44ZM48 214H50V213H48ZM57 214V213H56ZM60 214V213H59ZM58 214V215H59ZM63 214V213H62ZM169 214H171L172 215V217H170V215ZM57 215V216H58ZM100 215V214H99ZM102 215H104V214H102ZM111 215H113V214H111ZM167 215H169L168 216V218H166V216ZM226 215V214H225ZM36 216V215H35ZM48 216H50V215H48ZM53 216H55L54 214H53ZM52 216V217H53ZM60 216V215H59ZM65 216V215H64ZM71 216V215H70ZM107 216V215H106ZM115 216L116 215H113V216H111V217H114V220L116 219L115 218ZM124 216V215H123ZM253 217V218H256V217ZM63 217V216H62ZM103 217V216H102ZM102 217H100V219L102 218ZM223 217V216H222ZM248 217V216H247ZM258 217H260V215L258 216ZM31 218V217H30ZM56 218V217H55ZM54 218V219H55ZM59 218V217H58ZM61 218V217H60ZM70 218H72V217H70ZM119 218V217H118ZM251 219V218H250ZM51 220H52V218H51ZM26 221V220H25ZM33 221V220H32ZM35 221H37V220H35ZM53 221H56V220H53ZM52 221V222H53ZM103 221V220H102ZM213 221H215V222H213ZM101 222V221H100ZM33 223V222H32ZM95 225V224H98L99 226L98 227H95V226H93V225ZM58 225V224H57ZM86 227V228H87ZM93 227V228H92ZM87 228V229H88ZM74 231V230H73ZM89 231V230H88ZM89 231V232H90ZM69 233V232H68ZM77 233V232H76ZM166 233H163L162 235H164V234H166ZM118 234L120 235V237L118 238V239H114L115 237H117L118 236ZM243 234V233H242ZM117 235V236H116ZM169 235H170V238H169ZM263 235V234H262ZM103 236V235H102ZM110 235H108V237H109ZM115 236V237H114ZM104 237V236H103ZM157 237V238H156ZM66 238V237H65ZM70 238V237H69ZM100 238V237H99ZM102 238V237H101ZM111 237H109V239H110ZM161 238V237H160ZM164 238V237H163ZM43 239V238H42ZM75 239H76V236H75ZM106 239H107V237H106ZM159 239V238H158ZM68 240V239H67ZM92 240V239H91ZM111 240V239H110ZM159 240H161V239H159ZM98 242V241H97ZM110 242H113L114 244L111 246L110 245ZM45 243V242H44ZM57 244V243H56ZM67 244V243H66ZM76 244V243H75ZM75 244H73V246L75 245ZM81 244V243H80ZM109 244V245H108ZM154 246H156L155 244H154ZM248 246V245H247ZM263 246V245H262ZM149 247H152L151 245L149 246ZM148 247V248H149ZM264 247V246H263ZM156 248H159V247H156ZM79 249H80V247H79ZM150 250H151V248H149ZM153 249V248H152ZM232 249H234V250H232ZM73 250V249H72ZM77 250V249H76ZM105 250V249H104ZM155 250V249H154ZM159 250V249H158ZM77 251H79V250H77ZM149 251V250H148ZM156 251V250H155ZM66 252V251H65ZM72 252H74V251H71V253ZM76 252V251H75ZM103 252V253H104ZM142 252H144V251H142ZM158 252V251H157ZM35 253V252H34ZM70 253V252H69ZM70 253V254H71ZM78 253H81V252H77V254ZM147 253H149V252H147ZM147 253H146V255H147ZM154 253V252H153ZM64 254V253H63ZM63 254H62V256H63ZM69 254V255H70ZM73 254V253H72ZM75 254V253H74ZM76 254V255H77ZM143 254H145V253H143ZM142 254V255H143ZM156 254V253H155ZM240 254V255H239ZM69 255L66 257V258H68L69 257ZM75 255V256H76ZM81 255V254H80ZM98 255H101L100 253L98 254ZM125 255V254H124ZM228 256V258H226L225 259V256ZM59 256V255H58ZM74 256V255H73ZM72 255H71V258L73 257ZM74 256V257H75ZM97 255H95L94 257H96ZM237 256H239V258L237 257ZM60 257H61V254H60ZM65 257H63V258H65ZM78 257V256H77ZM92 259H93V257L92 256H90ZM124 257V256H123ZM197 257V258H196ZM198 257H199V259H198ZM31 258V257H30ZM85 258V260H86V257H84ZM98 258V257H97ZM133 258V259H132ZM143 259L145 258V257H142ZM193 258H196V260H192ZM26 259V258H25ZM138 259V258H137ZM64 260V259H63ZM94 260V259H93ZM95 260H97V259H95ZM126 260V259H125ZM125 260H123V261H125ZM83 261V260H82ZM89 261H90V259H89ZM88 261V262H89ZM108 261V260H107ZM111 261V260H110ZM114 261V260H113ZM145 261H147V260H145ZM256 261V260H255ZM47 262V261H46ZM106 262V261H105ZM78 263V262H77ZM79 263H80V261H79ZM83 263V262H82ZM93 263V262H92ZM108 263V262H107ZM106 263V264H107ZM249 263V262H248ZM247 263V264H248ZM85 264V263H84ZM87 264V263H86ZM94 264H96V263H94ZM98 264V263H97ZM100 264V263H99ZM113 264V263H112Z\"/></svg>",
  "mask_w": 264,
  "mask_h": 264
}]
</instances>
